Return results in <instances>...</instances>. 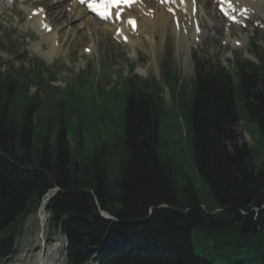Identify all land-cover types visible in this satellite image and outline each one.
Returning <instances> with one entry per match:
<instances>
[{"label": "trees", "instance_id": "1", "mask_svg": "<svg viewBox=\"0 0 264 264\" xmlns=\"http://www.w3.org/2000/svg\"><path fill=\"white\" fill-rule=\"evenodd\" d=\"M262 61L238 64V85L196 64L190 96L172 82L171 109L135 76L105 91L81 75L61 96L41 66L0 72V264L52 188L48 226L67 238V264H264V161L236 132L244 121L264 146Z\"/></svg>", "mask_w": 264, "mask_h": 264}, {"label": "rangeland", "instance_id": "2", "mask_svg": "<svg viewBox=\"0 0 264 264\" xmlns=\"http://www.w3.org/2000/svg\"><path fill=\"white\" fill-rule=\"evenodd\" d=\"M52 8V17L55 15V11L62 10V7L60 9H57L59 7ZM207 8L209 10V4H207ZM209 14L212 22H215L217 18L213 11L210 10ZM64 15L66 19L67 14ZM1 17L0 23L6 34H9V38L2 34L4 30L0 28V46L3 43L4 48L3 51H0V71L20 67L19 60L24 55V59H35V61L45 63L47 66L52 64L58 76L57 81L52 85L59 91L69 84L70 79L82 71H86L88 66H91V70L95 72H99L100 69L104 71L105 67L108 68L112 73L109 86L117 83L113 75L114 72H123L124 75H129L132 69V72H134V70L141 68L147 74V79H155V81L160 82L162 97L170 105L172 102L170 89L164 82L166 71L175 74L181 82L188 83L193 76L194 56L199 59L213 58L219 61L224 68L230 70L232 69L231 61L244 59V54L239 49H234L231 42H227L226 46L222 47L220 45L222 37L212 33L207 34V29L204 31V37L199 43L189 38L188 42L185 41L177 47L170 26L164 30L160 37H154V42L150 38L149 43L138 42L134 45L133 50L114 42L111 38L112 30L101 27V31L100 29L97 30L91 53L85 55L82 51L83 47L90 43L86 30L84 28L79 29L81 27L78 23L76 24L77 21L63 23L69 24L65 27L62 22L61 24L55 23L54 20H52V24L54 30L58 29L61 45L56 53L51 54L50 52L53 51L50 49V43L41 41L40 37L27 25L18 6L11 9L8 16L2 14ZM232 35L248 38L250 43L252 41L250 31L239 32L234 30ZM253 35V40L256 43L254 41L252 43H254L256 49L254 47L250 49L248 52H251V54L247 58L258 63V58L261 57V50L264 47V30L253 32ZM9 41L13 44H10ZM24 65L26 66V63ZM235 101L237 110H240L237 89L235 90ZM246 129L247 126L245 127L243 121L237 124L236 132L239 135V143L245 144L247 147L251 146L253 151L259 153V161H264V146L261 142L256 141V136L251 131ZM186 158L188 157L186 156ZM186 169L190 171L189 176L193 179L198 195L202 198H208L209 191L205 182L193 174L189 166H186ZM43 218L46 221H44V228H41L37 214L28 216L16 241L15 254L6 264H64L65 240L59 235L48 237V214L45 213ZM195 251L199 252L198 249Z\"/></svg>", "mask_w": 264, "mask_h": 264}, {"label": "bare ground", "instance_id": "3", "mask_svg": "<svg viewBox=\"0 0 264 264\" xmlns=\"http://www.w3.org/2000/svg\"><path fill=\"white\" fill-rule=\"evenodd\" d=\"M240 2L242 5H245L247 7L250 8V10H258L259 4L261 2V0H255L254 2H250L249 0H235ZM67 0H58L56 4L50 3L51 5L53 4L55 7L56 6H60V5H65V7L70 9V12L67 14L68 17H66L65 19V13L62 16V11H60V17L63 21V23H71L72 21H77L76 24L78 23L77 27L79 29H85L86 31H90L91 34H95L97 33V29H94V25H93V21L98 22L97 20H95L94 18L89 17L85 10L81 7H78L74 4L70 5L69 3H66ZM152 3H150L149 5H151ZM70 6V7H69ZM190 3L187 2L186 4V8H185V14L182 16V19L185 20H180V24H179V31L176 30V28L173 26L172 24V28H171V32L174 35H177L179 38V45L183 44L184 41L187 40V38L185 36H192L193 38L195 37V33L192 27H188L187 23H188V17L190 16ZM148 8L153 9V17H144L141 16L140 20L138 21V30H141L142 32L146 33V35L148 36V40L150 38V40L152 42H154V37L158 36L160 37L164 31V26L166 25V23L168 21H171L172 23V17L170 15H168L164 9L156 4H152V6H148ZM201 8L197 9V12H199ZM55 10V9H54ZM139 12L138 11H131L130 15H138ZM29 25L35 29H39V17H32V19L28 22ZM62 23V24H63ZM99 24H103L98 22ZM69 26V25H68ZM99 30V29H98ZM138 30L136 31V33L138 32ZM186 30V35L183 34V31ZM157 32V34H156ZM42 33V32H41ZM207 33H215L216 35H222V26L220 25L219 22H217L215 25H209V29L207 30ZM156 34V35H155ZM42 39L44 41H55L54 37L56 36L54 32H51L50 34H41ZM131 37H134V35H132ZM129 37V42H130V38ZM149 40V41H150ZM148 41V42H149ZM151 43V42H150ZM153 44V43H152ZM51 50L53 51V47H50ZM45 215L42 211V209L39 212V220L40 223L42 224V227L44 225V221L45 218H43Z\"/></svg>", "mask_w": 264, "mask_h": 264}, {"label": "snow or ice", "instance_id": "4", "mask_svg": "<svg viewBox=\"0 0 264 264\" xmlns=\"http://www.w3.org/2000/svg\"><path fill=\"white\" fill-rule=\"evenodd\" d=\"M129 23H133L132 21H130Z\"/></svg>", "mask_w": 264, "mask_h": 264}, {"label": "water", "instance_id": "5", "mask_svg": "<svg viewBox=\"0 0 264 264\" xmlns=\"http://www.w3.org/2000/svg\"><path fill=\"white\" fill-rule=\"evenodd\" d=\"M264 207V206H263Z\"/></svg>", "mask_w": 264, "mask_h": 264}]
</instances>
